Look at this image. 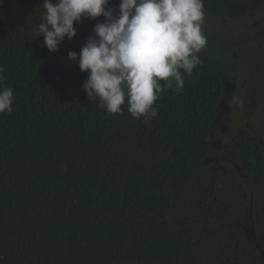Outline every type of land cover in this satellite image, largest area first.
<instances>
[{"label": "trees", "instance_id": "trees-1", "mask_svg": "<svg viewBox=\"0 0 264 264\" xmlns=\"http://www.w3.org/2000/svg\"><path fill=\"white\" fill-rule=\"evenodd\" d=\"M43 3L0 0V264H264V0H204L201 63L139 118L67 58L105 18L51 52Z\"/></svg>", "mask_w": 264, "mask_h": 264}, {"label": "clouds", "instance_id": "clouds-1", "mask_svg": "<svg viewBox=\"0 0 264 264\" xmlns=\"http://www.w3.org/2000/svg\"><path fill=\"white\" fill-rule=\"evenodd\" d=\"M44 0V14L36 29L46 48L55 52L67 37L76 36L74 24L103 16L81 51H70L68 60L79 61L88 76L83 89L98 99L110 114L128 111L136 118L154 117L155 101L164 91L160 81L177 90L183 75L201 63L198 53L206 46L202 32L204 0ZM4 69L0 66V82ZM15 97L10 87L0 88V113L12 111Z\"/></svg>", "mask_w": 264, "mask_h": 264}, {"label": "rangeland", "instance_id": "rangeland-1", "mask_svg": "<svg viewBox=\"0 0 264 264\" xmlns=\"http://www.w3.org/2000/svg\"><path fill=\"white\" fill-rule=\"evenodd\" d=\"M229 91H230V86L228 84L225 85V88H224V93H223V97H222V101H221V104H220V110H219V119L221 122H223V119H226L227 118V103H226V100L229 96Z\"/></svg>", "mask_w": 264, "mask_h": 264}]
</instances>
